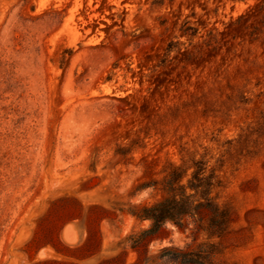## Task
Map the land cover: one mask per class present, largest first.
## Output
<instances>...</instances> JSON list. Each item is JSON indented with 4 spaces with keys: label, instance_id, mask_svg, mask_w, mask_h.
Returning a JSON list of instances; mask_svg holds the SVG:
<instances>
[{
    "label": "rangeland",
    "instance_id": "rangeland-1",
    "mask_svg": "<svg viewBox=\"0 0 264 264\" xmlns=\"http://www.w3.org/2000/svg\"><path fill=\"white\" fill-rule=\"evenodd\" d=\"M196 160L230 227L134 244L151 222L129 209L162 198L137 187ZM187 245L264 264V0H0V264H180L162 248Z\"/></svg>",
    "mask_w": 264,
    "mask_h": 264
},
{
    "label": "trees",
    "instance_id": "trees-1",
    "mask_svg": "<svg viewBox=\"0 0 264 264\" xmlns=\"http://www.w3.org/2000/svg\"><path fill=\"white\" fill-rule=\"evenodd\" d=\"M184 32L191 37L197 30L191 26ZM170 44L168 51H172ZM193 170L189 173V169ZM219 185L213 172L207 173V165L202 160H196L193 165L169 164L165 175L160 181L141 183L136 190L154 187L161 191L162 198L152 204H143L130 208L129 212L140 220H149L150 226L138 234L131 235L134 244L146 241L158 233L167 223L176 227L191 230L193 239L206 233L209 237L222 236L230 227L233 219L231 208L220 205L212 196V190ZM175 246L162 248L161 256L167 257L180 264H204L201 258L209 257L205 250L190 249Z\"/></svg>",
    "mask_w": 264,
    "mask_h": 264
}]
</instances>
